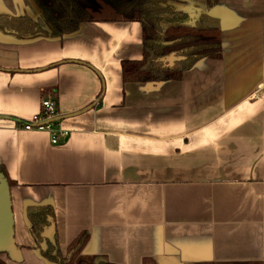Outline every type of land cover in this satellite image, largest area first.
I'll return each instance as SVG.
<instances>
[{
	"label": "crops",
	"instance_id": "obj_1",
	"mask_svg": "<svg viewBox=\"0 0 264 264\" xmlns=\"http://www.w3.org/2000/svg\"><path fill=\"white\" fill-rule=\"evenodd\" d=\"M171 2L220 21L221 56L180 80L125 82L122 62L143 59L141 22L55 36L33 0H0V264L264 259V0ZM162 57L151 64L185 60ZM48 97L59 115L96 104L56 121L69 135L53 144L19 127Z\"/></svg>",
	"mask_w": 264,
	"mask_h": 264
},
{
	"label": "trees",
	"instance_id": "obj_2",
	"mask_svg": "<svg viewBox=\"0 0 264 264\" xmlns=\"http://www.w3.org/2000/svg\"><path fill=\"white\" fill-rule=\"evenodd\" d=\"M52 34L62 36L77 31L83 22H141L144 38L142 60H125L122 72L125 82H158L180 80L183 71L204 57H220L222 33L220 21L200 10L196 17L181 11L171 0H33ZM218 0H204L206 9ZM184 56L182 66L162 67L151 61L162 56ZM22 121H19V124ZM33 220V229L40 231V223ZM88 240L82 233L71 244L78 256ZM48 257L58 260L59 253L47 251ZM64 261V260H61ZM72 262V260H71ZM102 264V263H101ZM246 264H264V259Z\"/></svg>",
	"mask_w": 264,
	"mask_h": 264
},
{
	"label": "built area",
	"instance_id": "obj_3",
	"mask_svg": "<svg viewBox=\"0 0 264 264\" xmlns=\"http://www.w3.org/2000/svg\"><path fill=\"white\" fill-rule=\"evenodd\" d=\"M58 115L57 103L52 97H48L42 101L41 110L31 118L23 120L19 127L25 130L47 131L52 136V143L58 144L60 136L66 137L69 135L68 130L57 128L55 122H50Z\"/></svg>",
	"mask_w": 264,
	"mask_h": 264
},
{
	"label": "water",
	"instance_id": "obj_4",
	"mask_svg": "<svg viewBox=\"0 0 264 264\" xmlns=\"http://www.w3.org/2000/svg\"><path fill=\"white\" fill-rule=\"evenodd\" d=\"M180 58L181 59H184L185 57L184 56H181ZM161 59L162 60H165V61H170V64L169 65L170 66H173V62H172V60L169 59V57L168 58L167 57H162ZM95 104H96V102L90 104L89 106H87L83 110H79V111L74 112V113L65 114V115H58V116L54 117L53 119H51L50 122H56V121L65 119V118L70 117V116L78 115V114H80L82 112H85V111L91 109L93 106H95ZM2 177L5 179V177L0 173V179H2ZM1 200H2V194L0 193V202H1Z\"/></svg>",
	"mask_w": 264,
	"mask_h": 264
},
{
	"label": "rangeland",
	"instance_id": "obj_5",
	"mask_svg": "<svg viewBox=\"0 0 264 264\" xmlns=\"http://www.w3.org/2000/svg\"><path fill=\"white\" fill-rule=\"evenodd\" d=\"M190 4H191L192 7L195 5V4L193 5V2H190ZM195 7H196V5H195ZM186 11H187V10H186ZM245 264H246V263H245Z\"/></svg>",
	"mask_w": 264,
	"mask_h": 264
}]
</instances>
